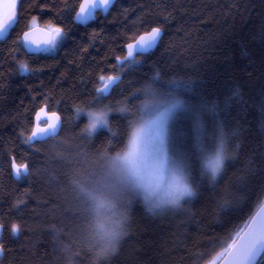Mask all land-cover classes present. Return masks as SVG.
<instances>
[{
	"label": "trees",
	"instance_id": "1",
	"mask_svg": "<svg viewBox=\"0 0 264 264\" xmlns=\"http://www.w3.org/2000/svg\"><path fill=\"white\" fill-rule=\"evenodd\" d=\"M81 2L19 0L16 23L0 40V264H68L66 244L75 264H92L83 248L88 209L77 185L126 149L135 94L157 72L165 82H190L187 100L227 102L226 131L238 134L215 181L193 164L195 195L179 209L153 213L126 197L127 232L106 264H207L225 256L264 202V0H117L86 26L74 21ZM33 22L62 30L55 51H25L22 35ZM153 28L163 31L158 46L121 66L126 46ZM101 76L122 77L107 97L97 92ZM97 105L112 109L108 126L89 136L76 110ZM125 106L127 116L118 111ZM43 107L60 113L64 125L57 137L31 143ZM14 161L29 174L15 179Z\"/></svg>",
	"mask_w": 264,
	"mask_h": 264
},
{
	"label": "snow or ice",
	"instance_id": "2",
	"mask_svg": "<svg viewBox=\"0 0 264 264\" xmlns=\"http://www.w3.org/2000/svg\"><path fill=\"white\" fill-rule=\"evenodd\" d=\"M114 2L115 0H91V3L81 6L76 21L87 24L94 19L97 9L107 12ZM12 7L15 8V3ZM8 19L11 23L0 27V40L5 38L16 23L13 17ZM146 36L147 38L141 36L135 44L128 45L127 56L119 61L121 66L126 61L130 65L137 64L133 52L146 53L153 49L161 36V29L153 28ZM63 38L62 30L56 28L52 38L45 42L43 48L37 46L36 51H54ZM21 70L27 71V66L21 65ZM100 80L104 81V87L97 89V92L106 93L120 81V77L101 76ZM191 90L190 82L176 79L165 82L157 72L135 94L139 100L138 113L128 125L126 150L112 162L120 184L135 195L142 196L144 202L154 208L170 203L177 193L184 197V201L195 195L191 183L194 163L199 164L201 176L215 181L229 158L228 142L238 134L235 130L226 131L225 119L221 113L229 106L227 102L224 108L214 101L204 99L192 102L183 96L184 92ZM234 95L239 96L238 90ZM111 110L106 108L93 113L77 109L76 112L77 117L83 113L92 118L95 122L93 128L96 124L107 128L108 113ZM118 111L128 115L126 106ZM56 128L57 125L50 124L47 129H39V133L45 135L51 131L54 134ZM37 135V132H33L29 139H35ZM88 135H92L91 129ZM13 167L17 179L28 174L26 165L14 164ZM18 231V226L13 225V232ZM226 251L230 264H264V205L243 227L236 230L235 238H232Z\"/></svg>",
	"mask_w": 264,
	"mask_h": 264
},
{
	"label": "clouds",
	"instance_id": "3",
	"mask_svg": "<svg viewBox=\"0 0 264 264\" xmlns=\"http://www.w3.org/2000/svg\"><path fill=\"white\" fill-rule=\"evenodd\" d=\"M97 113L99 111H92ZM109 115V113H108ZM87 117V133L91 129L92 136L99 131L100 125H94V120ZM123 153L117 154L108 161L105 179L110 182L117 191L104 192L87 184H78V190L84 198L88 208L87 220L84 226L83 248L92 257V264H106V262L117 254L121 241L124 239L127 226L130 221L129 213L126 210L125 202L121 198L120 191L130 192L119 182V176L114 170L113 161ZM132 193V192H131ZM135 194V193H132ZM143 200V197L140 196ZM184 197L177 193L173 201L161 207L154 208L151 204L145 203L146 211L156 212L167 208L179 209ZM17 232H13L16 235ZM70 245H65L62 252L65 253L68 264H75L74 253L68 251ZM0 250V255H2Z\"/></svg>",
	"mask_w": 264,
	"mask_h": 264
},
{
	"label": "water",
	"instance_id": "4",
	"mask_svg": "<svg viewBox=\"0 0 264 264\" xmlns=\"http://www.w3.org/2000/svg\"><path fill=\"white\" fill-rule=\"evenodd\" d=\"M116 2H117V0H115V2L107 10V12L103 11L102 9H97L96 12H95L94 19L90 20L87 24H80V23H78L76 21V15H77V13L80 12V9H81V6L82 5L83 6H86L87 4L91 3V0H82V2L80 4V7H79V9H78V11H77V13L75 15L74 21H75L76 24H80L82 26H86V25H88L91 22H93V21L96 20V17H97V14L98 13H102L103 16H106L108 14V12L113 8V6L115 5ZM151 30L148 31V32H146V33L141 34L136 40H134L133 42H131L129 44H135L136 41L139 40V38L141 36H145V38H147L146 34L147 33H150ZM25 34H27V36ZM53 35H54V32L52 30H50L48 27H46V26H43V25L34 26V27L30 28L29 30H27L22 35V44H23V47H24L25 51L28 54H33V55L34 54L35 55L41 54L43 52L36 51L37 46L43 48L45 46V42L48 41V40H50ZM162 36H163V31L161 30V36H160V38H159L156 46L153 49H151L150 51H148L146 53H140V52H135L134 51L133 52V56L136 58L138 55L148 54L151 51H153L158 46V44H159ZM128 45L126 46V56L128 54ZM120 60H122V59H120ZM120 60H118V63H119ZM116 77H120V81H121V79H122L121 76H116ZM114 86L115 85H113L108 90V92L102 93L103 96H105V97L109 96ZM103 87H104V84L102 85L101 88H103ZM50 124L57 125L56 131H55L54 134L51 131H49L45 135H42V134L39 133V129H42V128L47 129ZM62 127H63V119H62V116L59 113H57V112L49 111V109L47 107H43L35 115V123H34V127H33L32 131H31V135H30V137H31L33 132H37V134H38L37 135V138L32 139L30 141H31V143H35L36 141L42 142V141L49 140L51 138H55V137H57L60 134V132L62 130ZM14 164L15 165H18L15 161L13 162V165ZM13 165H12L13 176H14L15 179H17L16 176H15V169H14ZM23 165H26L27 166V171H28V174H29L28 165L27 164H23ZM21 171H23V169H21ZM19 179H17V180H19ZM262 205H264V202L262 203ZM260 210H261V206L259 207V209L256 212H258ZM219 264H230V258L227 255V253L225 254V256L223 257V259L221 260V262Z\"/></svg>",
	"mask_w": 264,
	"mask_h": 264
},
{
	"label": "rangeland",
	"instance_id": "5",
	"mask_svg": "<svg viewBox=\"0 0 264 264\" xmlns=\"http://www.w3.org/2000/svg\"><path fill=\"white\" fill-rule=\"evenodd\" d=\"M18 2H19V0H0V27H5L8 23H11V21H9V19H8L10 16L13 17V19H16V12H17ZM13 3H15V8L12 7ZM32 24L34 26H37L36 22H33ZM47 27L50 30H52L53 32L57 28V27H53V26H47ZM8 32H7V34H8ZM7 34H6V36H7ZM59 43H60V41H59ZM59 43L57 44V47H58ZM57 47H56V49H57ZM51 52H53V51H51ZM99 94H101L103 96L102 93H99ZM97 103H102V102L100 100ZM97 106H99V105H97ZM103 110H105V109H101L100 106H99L97 108L96 107L88 108V109L84 110V112H88V111H103ZM53 112H55V111H53ZM110 113H111V111L109 112V115H110ZM82 115L86 117V115H84L83 113H82ZM109 115H108V120H109ZM80 116L81 115H79V117ZM86 119H87V117H86ZM86 122H87V120H86ZM63 125H64V120H63ZM101 128H105V127L100 126L99 129H101ZM86 131H87V128H86ZM30 135H31V133H30ZM29 138H30V136H29ZM107 165H108V162H105L104 166L98 167V170L96 168L92 172L90 170H88L89 175L85 177V182L84 183L85 184L88 183L87 185L89 187H92L94 189H97V190H100V191H104V192L117 191L113 187V185L105 179V176H106V171L105 170L107 168ZM92 174L94 176H92ZM120 195H121V198L123 199V201H125L124 199H126V197H128L129 195L130 196H134L135 194H132L131 192L120 191ZM135 196L142 200V198L140 196H137V195H135ZM142 202H143V200H142ZM84 203H85V207H87V204H86L85 200H84ZM86 209H88V208H86ZM2 229H3L2 225L0 224V236H1V233H2ZM0 250H2V253H3V249H2L1 246H0ZM223 257H224L223 256V252H220L212 260H210L207 264H219L221 262V260L223 259Z\"/></svg>",
	"mask_w": 264,
	"mask_h": 264
}]
</instances>
